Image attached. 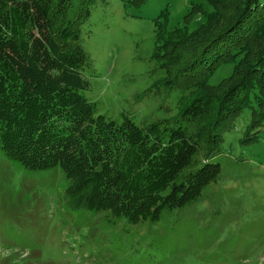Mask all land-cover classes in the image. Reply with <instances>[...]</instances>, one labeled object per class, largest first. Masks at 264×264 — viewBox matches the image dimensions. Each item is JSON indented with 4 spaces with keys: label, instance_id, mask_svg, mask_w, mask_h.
Wrapping results in <instances>:
<instances>
[{
    "label": "trees",
    "instance_id": "16d2710c",
    "mask_svg": "<svg viewBox=\"0 0 264 264\" xmlns=\"http://www.w3.org/2000/svg\"><path fill=\"white\" fill-rule=\"evenodd\" d=\"M94 2L0 0V151L26 171L59 167L67 205L104 213L111 226L156 223L217 182L214 160L232 118L251 108L264 124V2L207 0L211 12L192 7L203 22L191 33L155 32L163 63L184 58L183 68L192 57L186 82L197 90L173 126L96 115L83 94L91 66L77 27ZM227 62L231 75L209 86Z\"/></svg>",
    "mask_w": 264,
    "mask_h": 264
},
{
    "label": "rangeland",
    "instance_id": "374dc122",
    "mask_svg": "<svg viewBox=\"0 0 264 264\" xmlns=\"http://www.w3.org/2000/svg\"><path fill=\"white\" fill-rule=\"evenodd\" d=\"M193 6L212 11L207 0H95L77 27L91 66L83 94L96 115L174 125L197 90L186 82L192 57L183 68V57L164 64L155 32L191 33L203 22ZM231 71V62L220 65L208 85ZM251 112L224 128L217 182L197 204L163 212L156 223L111 226L104 213L67 205L59 167L26 171L0 151V264H264V124Z\"/></svg>",
    "mask_w": 264,
    "mask_h": 264
}]
</instances>
